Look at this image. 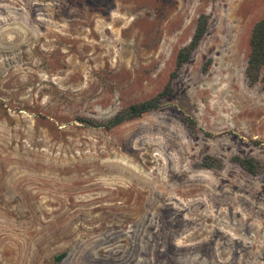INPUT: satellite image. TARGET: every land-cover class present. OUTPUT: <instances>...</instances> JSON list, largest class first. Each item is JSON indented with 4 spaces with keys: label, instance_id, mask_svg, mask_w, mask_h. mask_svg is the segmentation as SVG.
<instances>
[{
    "label": "rangeland",
    "instance_id": "rangeland-1",
    "mask_svg": "<svg viewBox=\"0 0 264 264\" xmlns=\"http://www.w3.org/2000/svg\"><path fill=\"white\" fill-rule=\"evenodd\" d=\"M203 13L160 108L81 120L157 94ZM263 17L264 0H0V264H264V170L232 160L264 164L245 74Z\"/></svg>",
    "mask_w": 264,
    "mask_h": 264
},
{
    "label": "trees",
    "instance_id": "trees-1",
    "mask_svg": "<svg viewBox=\"0 0 264 264\" xmlns=\"http://www.w3.org/2000/svg\"><path fill=\"white\" fill-rule=\"evenodd\" d=\"M208 26L209 15L203 13L198 18L195 32L191 40L179 49L176 56V65L174 70L170 74L168 82L157 94L145 100L130 103L107 120H98L90 117H81V120L95 127L112 129L125 122L139 118L149 111L160 108L163 105L164 101L174 94V80L178 77L181 68L193 57L195 50L200 45L203 37L208 31ZM209 62L206 63L204 68L208 66ZM263 70L264 17L255 23L250 36V52L245 70L248 84L251 86L255 85L258 82H263L264 84ZM182 120L188 125L192 132H196L197 121L195 120V118L189 115H184L182 117ZM232 160L254 175H257L264 170V164L255 157L235 155ZM203 164L208 167L222 166L221 160L214 155H207L203 160ZM66 254V252H62L56 255V262L62 261L65 258Z\"/></svg>",
    "mask_w": 264,
    "mask_h": 264
}]
</instances>
